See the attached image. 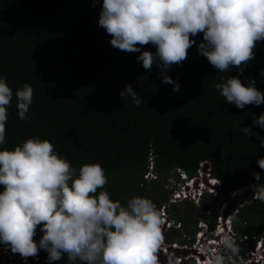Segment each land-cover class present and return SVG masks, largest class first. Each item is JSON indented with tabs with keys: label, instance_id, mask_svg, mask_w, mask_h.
Here are the masks:
<instances>
[{
	"label": "trees",
	"instance_id": "16d2710c",
	"mask_svg": "<svg viewBox=\"0 0 264 264\" xmlns=\"http://www.w3.org/2000/svg\"><path fill=\"white\" fill-rule=\"evenodd\" d=\"M101 7L102 0H0V76L13 90L0 150H14L28 138L47 139L76 169L100 164L108 179L103 190L113 201L126 204L138 196L135 190H144L158 209L173 193L171 177L197 178L206 162L209 177L218 182L217 196L205 192L198 205L183 201L168 207L169 219L193 241L197 223L205 219L213 227L216 208L229 203L233 192L251 188L254 172L264 184V170L257 164L264 148L241 131L250 127L264 138V129L253 123V116L264 114V104L240 109L213 87L222 78L238 76L245 86L254 79L264 92V41L242 75L236 68L218 72L194 45L181 65L167 70L179 83L176 92L162 83L160 69L153 66L149 73L143 68L140 53L111 46V37L98 26ZM192 39L198 44L203 36ZM145 50L155 52L152 45ZM25 83L33 88V101L26 114L31 119L22 121L15 93ZM129 84L144 101L139 106L119 95ZM159 197L164 201L156 202ZM234 217L236 239L249 237L240 245L244 254L255 246L250 238L262 236L264 205L251 200ZM41 236L38 228L37 243ZM173 239L182 242L180 236ZM7 263L0 256V264ZM38 264H49L46 251L39 252ZM51 264H68L67 256Z\"/></svg>",
	"mask_w": 264,
	"mask_h": 264
},
{
	"label": "clouds",
	"instance_id": "9594fccd",
	"mask_svg": "<svg viewBox=\"0 0 264 264\" xmlns=\"http://www.w3.org/2000/svg\"><path fill=\"white\" fill-rule=\"evenodd\" d=\"M98 26L111 37L112 47L140 53L137 61L143 68L150 73L157 67L162 83L179 92V83L167 70L181 65L194 45L218 72L236 68L243 74L255 58L257 44L264 41V0H102ZM199 34L203 39L197 44L192 37ZM148 45L155 48L154 53L142 51ZM255 84L249 79L245 86L238 76H232L213 87L227 103L244 109L264 104V92ZM15 95L19 119L30 120L26 114L33 101L32 86L25 83ZM119 95L123 101L130 97L137 106L144 102L131 84ZM12 97L13 90L0 76V145L5 143ZM253 123L264 129V114L253 116ZM241 131L255 136L264 148V138L250 127ZM257 164L264 170V157L257 158ZM207 169L205 165L206 174ZM253 176L256 183L245 194L251 193L252 200L264 205L261 174L254 172ZM179 178L182 181L169 179L173 193L177 191L174 182L182 186L190 182L183 174ZM208 178H204L206 184L215 187ZM107 183L100 164L76 169L47 139L28 138L14 150H0V244L18 254L25 264L29 258H38L41 250L46 251L49 264L65 255L68 264H160L164 241L161 212L146 197L133 196L126 204L113 201L103 190ZM38 228L42 236L37 243ZM218 244L202 246L204 264H235L240 245L228 233Z\"/></svg>",
	"mask_w": 264,
	"mask_h": 264
},
{
	"label": "built area",
	"instance_id": "2783aa9c",
	"mask_svg": "<svg viewBox=\"0 0 264 264\" xmlns=\"http://www.w3.org/2000/svg\"><path fill=\"white\" fill-rule=\"evenodd\" d=\"M205 165L208 164L204 162L200 165V170L198 171L197 178L190 180L188 184L182 186L183 189L177 190L176 192L173 193V195L169 199L170 204L187 201V202H192L194 205H198L199 200L203 195V191L204 190L207 191L208 189L209 191L207 192L211 194L212 197L217 196L218 182L216 180H209L208 178L209 175L206 174L204 171ZM205 177L208 178V181L211 182V184H215V187L207 186V184L204 182ZM201 179L203 180L202 183L206 186L205 188L201 186V184L195 183L196 181H199ZM195 185H197L198 187H196ZM208 187H211V189ZM212 188L214 190H212ZM245 192H247L246 188H242L240 190L233 192L231 195V200L235 196H243ZM170 204L168 206L162 205L158 209L161 212L163 218L162 232L164 235V241L159 252L160 264H204L206 260V255L202 250V246L206 244L208 247H219L218 241L221 239V236L224 233H228L229 235H231L239 245L241 244L244 245L249 240L248 236H244L242 239L239 240L236 239V236L231 228L232 219L231 220L229 219V217H234V215L238 211V208L241 207L244 203L238 204L234 208V210L228 215L225 214L226 211L228 210L229 203H223L221 206L217 207L215 210V215L218 218V211H219V213L221 214L220 221L217 223L216 220V224L213 227H211V225L207 220L205 219L200 220L197 223L198 231L195 233L193 237V241H191L190 238L186 237L184 234H181L179 232L181 228L180 224H176L169 219L167 211L169 210L168 207L170 206ZM219 227H222V232L219 231L218 229ZM170 232L179 234L182 242H178L174 240L173 239L174 235L170 237L172 239L171 241H166L165 238L166 236L169 237ZM250 240L255 241L254 248L244 254L240 253L239 256L236 258L240 259V261L244 258L243 260L247 261L246 264H252V263L260 264V261L264 260V231L262 232V236L260 238L253 236L250 238ZM255 248H256V252L259 251L260 248L262 249V252L256 259L257 262L251 259H246L247 257L252 256L254 254ZM0 256H1V260L7 261L8 264L25 263V261L18 254H13L10 251V249L6 248L3 244H0ZM27 264H38V258H29ZM235 264H245V263L239 262L238 260L235 261Z\"/></svg>",
	"mask_w": 264,
	"mask_h": 264
},
{
	"label": "rangeland",
	"instance_id": "374dc122",
	"mask_svg": "<svg viewBox=\"0 0 264 264\" xmlns=\"http://www.w3.org/2000/svg\"><path fill=\"white\" fill-rule=\"evenodd\" d=\"M201 176H203V175H201ZM152 178H150V176L149 177H147V181L148 182H150V180H151ZM176 181H179V180H176ZM174 182V181H173ZM203 180L201 179V180H199V181H196L195 183H197V184H201V186H203L204 188L206 187L203 183ZM175 184H176V187H175V189L176 190H180V189H183L182 188V185L180 184V185H178L177 184V182H174ZM184 185H185V182H184ZM196 187H198L197 185H195ZM207 186H210V185H207ZM190 188V187H189ZM188 188V189H189ZM208 188H210L211 189V187H208ZM143 189V188H142ZM212 190H214L213 188H212ZM247 190H252L251 188H247ZM207 191H209V189L207 190ZM145 191L144 190H135V193L138 195V196H141V197H145V193H144ZM244 194V193H243ZM153 202H154V200H152ZM162 201H164V199L162 198V197H159L157 200H156V202H162ZM179 203V202H178ZM170 204V201L169 200H167L166 201V203H165V205L166 206H168ZM156 205V204H155ZM168 212V211H167ZM170 212H171V210H170ZM171 215H172V212L169 214V212H168V216H170L171 217ZM220 213H219V211H218V218H217V223L220 221ZM216 227V226H215ZM219 229V231L220 232H222V227H219L218 228ZM173 235H177V236H179V234H175V233H172V232H170V234H169V238L170 237H172ZM256 248H257V246H256ZM256 248H255V251H254V254L252 255V256H249V257H247L246 259H251V260H254L255 262H257V258H258V256L260 255V253L262 252V249L260 248H258L259 249V251H257L256 252ZM244 259V258H243ZM241 260L240 261V259H238V258H236L235 259V261H238L239 260V262H242V263H247V261L246 260ZM8 264V263H7ZM25 264V263H24ZM260 264H264V260L262 261H260Z\"/></svg>",
	"mask_w": 264,
	"mask_h": 264
},
{
	"label": "water",
	"instance_id": "95a60500",
	"mask_svg": "<svg viewBox=\"0 0 264 264\" xmlns=\"http://www.w3.org/2000/svg\"><path fill=\"white\" fill-rule=\"evenodd\" d=\"M204 182L206 183V180H204ZM251 200H252V194L251 193H248L244 196H235L229 202L228 210H227V213L225 215H228L229 213H231L238 204L250 202Z\"/></svg>",
	"mask_w": 264,
	"mask_h": 264
},
{
	"label": "flooded vegetation",
	"instance_id": "af4514ba",
	"mask_svg": "<svg viewBox=\"0 0 264 264\" xmlns=\"http://www.w3.org/2000/svg\"><path fill=\"white\" fill-rule=\"evenodd\" d=\"M244 195H246V194H244Z\"/></svg>",
	"mask_w": 264,
	"mask_h": 264
}]
</instances>
